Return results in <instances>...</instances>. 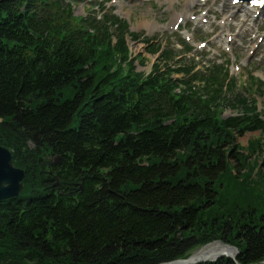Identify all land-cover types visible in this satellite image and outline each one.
I'll list each match as a JSON object with an SVG mask.
<instances>
[{"label":"trees","instance_id":"1","mask_svg":"<svg viewBox=\"0 0 264 264\" xmlns=\"http://www.w3.org/2000/svg\"><path fill=\"white\" fill-rule=\"evenodd\" d=\"M126 27L106 6L80 18L71 0H0V145L25 170L19 195L0 200V264H156L213 240L236 261L197 264H260L255 101L227 95L222 65L195 69L149 37L161 51L148 74L112 68ZM225 107L240 113L221 117Z\"/></svg>","mask_w":264,"mask_h":264},{"label":"rangeland","instance_id":"2","mask_svg":"<svg viewBox=\"0 0 264 264\" xmlns=\"http://www.w3.org/2000/svg\"><path fill=\"white\" fill-rule=\"evenodd\" d=\"M194 1L195 4L187 8V12L191 14L187 18H179L178 20L183 21L174 25L170 24L173 16L184 10L186 0H71V4L74 15L80 18L94 16L100 11V6L106 5L119 20L126 22L124 40L127 55L121 60L119 55L113 57L116 61L112 68H118L120 64L124 73L131 64L134 71L148 74L159 54H153L147 49L143 38L149 37L154 44L161 42L162 47L173 48L183 56L182 62H194L196 68L205 69L213 63L222 65L228 78H233L235 86L233 92L227 95L231 98L233 93L238 92L249 101L254 100L256 111L264 119V86L257 90V85L251 83L256 81L250 78L253 75L264 82V11L258 19H253L252 14L247 12L245 20L240 22L242 11L231 0ZM228 15L232 19L228 20ZM223 18L227 19V26L220 23ZM205 19L206 22H203ZM110 31L115 36V26H111ZM132 32L138 34V37L134 38ZM226 33L230 35V41L226 40ZM200 41L205 44L200 46ZM175 60H171L172 66H177ZM221 113V117H228L239 114L240 111L225 107ZM77 123L75 120L73 125ZM261 135L260 130L246 131L237 135V144L246 146L250 138ZM261 139L264 141L263 137ZM54 157L50 158L51 161Z\"/></svg>","mask_w":264,"mask_h":264},{"label":"water","instance_id":"3","mask_svg":"<svg viewBox=\"0 0 264 264\" xmlns=\"http://www.w3.org/2000/svg\"><path fill=\"white\" fill-rule=\"evenodd\" d=\"M53 163L60 164V157L56 155ZM25 170L15 166L12 161L11 151L0 145V200L17 197L22 189V179ZM219 242L223 248L214 251L199 252L202 247L212 242ZM202 245L185 258H175L168 261H161L156 264H197L200 262H212L222 257H228L236 261L238 249L220 240H214ZM264 263L261 262L260 264ZM236 264H239L236 262Z\"/></svg>","mask_w":264,"mask_h":264},{"label":"bare ground","instance_id":"4","mask_svg":"<svg viewBox=\"0 0 264 264\" xmlns=\"http://www.w3.org/2000/svg\"><path fill=\"white\" fill-rule=\"evenodd\" d=\"M169 1H171V0H169ZM245 1L246 0H236V2H238V3H236V4H234L235 5V7L238 9V10H240V11H242V19H241V21L240 22H243L244 20H245V14L247 13V12H250V13H252V14H254V15H257L256 14V12L257 11H259V13H260V11L261 10H264V5H263V7L261 8V9H259V8H256V7H250L249 5H248V2L246 1V3H245ZM193 4H195V1L194 0H186V4L184 5V10L182 11V12H178V13H176L175 14V16H173V20L171 21V23L170 24H175L176 23V21L179 19V18H187V16L188 15H190L191 14V12H187L188 10H187V8H188V6L189 5H193ZM245 4V5H244ZM234 13V12H233ZM258 13V14H259ZM231 15H228L227 16V19L229 20V19H232L231 17H230ZM204 17V16H203ZM203 17H200V18H203ZM226 18H223L221 21H220V23H222L223 25H226V20H227ZM170 22V21H169ZM240 22L239 23H237V24H240ZM227 26V25H226ZM225 26V27H226ZM172 27V26H171ZM152 30V29H151ZM229 34L228 33H226L225 34V37H226V40H229L230 38H229ZM221 248H223V246L219 243V242H212V243H209V244H207L206 246H204L203 248H201L200 249V251L199 252H207V251H214V250H219V249H221Z\"/></svg>","mask_w":264,"mask_h":264},{"label":"snow or ice","instance_id":"5","mask_svg":"<svg viewBox=\"0 0 264 264\" xmlns=\"http://www.w3.org/2000/svg\"><path fill=\"white\" fill-rule=\"evenodd\" d=\"M253 2H256V0H253Z\"/></svg>","mask_w":264,"mask_h":264}]
</instances>
